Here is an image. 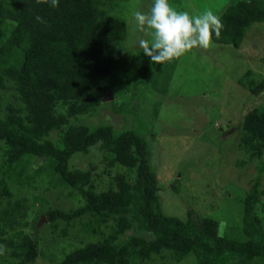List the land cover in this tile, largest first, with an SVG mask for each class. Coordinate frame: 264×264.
Returning a JSON list of instances; mask_svg holds the SVG:
<instances>
[{"label": "trees", "instance_id": "1", "mask_svg": "<svg viewBox=\"0 0 264 264\" xmlns=\"http://www.w3.org/2000/svg\"><path fill=\"white\" fill-rule=\"evenodd\" d=\"M131 1L59 0L53 8L36 0H0V264H34L40 256L41 213L30 218L38 196L29 198L43 182L47 195L57 188L55 198L70 204L48 206L46 225L53 233L63 224L60 235L76 243L53 264H179L186 255L195 264H264L261 171L248 190L220 194L223 216L234 223L231 235L220 231L219 217L194 207L184 217L165 210L150 142L162 100L148 114L132 107L155 90L168 93L180 58L153 64L135 44L151 40L133 14L148 13L153 0H140L125 18ZM180 1L169 4L177 9ZM214 14L223 26L213 41L231 51L263 26L264 0H230ZM256 76L250 67L238 77L252 97L264 92V77ZM108 95L113 98L104 101ZM104 108L127 122L88 121ZM224 129L216 134L220 145ZM240 131L238 150L250 161L261 159L264 169V102L245 112ZM94 148L101 151L102 168L71 165L75 154ZM170 183L181 197L182 178ZM230 198L239 214L226 213ZM208 207L216 211L215 200Z\"/></svg>", "mask_w": 264, "mask_h": 264}, {"label": "rangeland", "instance_id": "2", "mask_svg": "<svg viewBox=\"0 0 264 264\" xmlns=\"http://www.w3.org/2000/svg\"><path fill=\"white\" fill-rule=\"evenodd\" d=\"M139 1L132 0L127 3L130 6L125 7V11L130 14H123L125 18L135 11ZM142 1L146 2V5L148 1L151 2ZM229 1L181 0L175 2L177 9L172 8L198 16L205 10H221ZM220 46L227 45L212 41L208 49L194 48L181 56L168 93L162 94L160 90H155L147 96L145 103L136 101L137 104L132 108L139 110L140 114H148L153 111L154 101L162 100L156 120L151 125V132L155 137L150 142L152 164L158 173L157 178L161 185L159 194L165 210L184 217L186 211L194 207L201 214L219 217L223 221L220 231L231 235L234 232V223L230 218L223 216L225 209L222 208V200L218 201L220 194H231V189L234 188L248 190L260 171L264 187V169L261 170L259 166L261 159L250 161L244 151L237 148L245 112L250 107L264 102V92L259 97H252L248 94L249 91L238 83V77L250 67L256 72L257 78L264 77V24L259 29L256 26L248 32L239 48L233 47L230 51ZM131 118L132 116L128 120ZM100 119L108 120L116 127L127 122L122 115H113L108 108L88 118V121L92 123ZM222 125H225L221 132L224 142L220 145L216 134ZM214 127H217L216 130ZM101 155L97 148L86 154L77 153L71 159V165L85 168L93 163L102 168L104 162L100 161ZM262 161L264 162V158ZM178 177L182 178L184 184L181 197L175 195L170 188V182ZM107 181V178L102 176L103 185ZM44 184L45 182L32 190L31 196L29 194L30 200L34 195L38 196L30 218L39 212L42 216L48 206L62 205L67 208L70 205L66 197L55 198L58 194L57 188L47 192V195L42 188ZM212 200L216 202V211L208 207ZM230 201L231 205L226 213L239 214L237 200L230 198ZM46 223L47 221L43 220L36 227L39 228L36 232L41 242V254L34 264H53V261H59L76 246V243H66L65 238L60 235L63 224L52 233ZM78 227L79 222L76 221L69 229L72 240L76 239L74 234ZM193 260L192 256L186 255L184 261L179 264H195Z\"/></svg>", "mask_w": 264, "mask_h": 264}, {"label": "clouds", "instance_id": "3", "mask_svg": "<svg viewBox=\"0 0 264 264\" xmlns=\"http://www.w3.org/2000/svg\"><path fill=\"white\" fill-rule=\"evenodd\" d=\"M36 3L50 4L53 8L59 6V0H36ZM133 17L137 29L151 36V40L141 38L138 43L153 64L164 65L194 48L208 49L213 34L218 39L223 26L221 19L210 9L202 15L191 16L188 11L173 9L169 0H153L148 13L136 11ZM36 18L44 22L41 17ZM0 254H3L2 250Z\"/></svg>", "mask_w": 264, "mask_h": 264}, {"label": "water", "instance_id": "4", "mask_svg": "<svg viewBox=\"0 0 264 264\" xmlns=\"http://www.w3.org/2000/svg\"><path fill=\"white\" fill-rule=\"evenodd\" d=\"M112 98H113V97H112L111 95L106 96V97H104V101L109 100V99H112ZM43 220H44V221L47 220L46 217H45V215H42V217L40 218L38 224H40Z\"/></svg>", "mask_w": 264, "mask_h": 264}]
</instances>
